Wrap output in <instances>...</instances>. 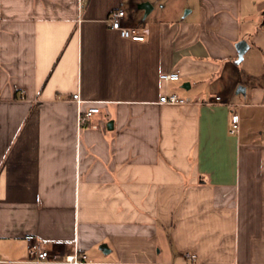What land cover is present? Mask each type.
Listing matches in <instances>:
<instances>
[{"label": "crops", "instance_id": "0c3cea01", "mask_svg": "<svg viewBox=\"0 0 264 264\" xmlns=\"http://www.w3.org/2000/svg\"><path fill=\"white\" fill-rule=\"evenodd\" d=\"M118 8L145 40L108 25ZM263 11L264 0H0V264H37L28 235L99 264L186 252L264 264ZM172 93L189 103H159Z\"/></svg>", "mask_w": 264, "mask_h": 264}, {"label": "built area", "instance_id": "2783aa9c", "mask_svg": "<svg viewBox=\"0 0 264 264\" xmlns=\"http://www.w3.org/2000/svg\"><path fill=\"white\" fill-rule=\"evenodd\" d=\"M85 0H79L80 10L83 8ZM126 11L123 8H118L110 13L107 18L108 25L118 31L124 38L132 40L143 41L145 35L140 31L137 25H128L125 22ZM160 78L164 81L178 80L180 78V71L175 70L172 72H163L160 74ZM73 100L80 105L83 100L79 92L73 94ZM159 103L170 104V105H184L189 103V99L182 97L178 94H163L160 96ZM210 104L224 103L221 96H215L214 100L209 101ZM242 104L238 103L233 108V126L231 133H238L240 114L239 109ZM100 111L99 106H91L86 111H78L79 123H83ZM27 242L28 259L27 262L37 264H99L98 262H90L85 253H82L78 248L72 253L66 254L63 258H59L56 252L51 251L45 247L47 241L36 238L35 236L28 235L25 237ZM7 260L0 258V263ZM169 264H201L198 262L197 255L192 252H186L184 254V262L182 263H169Z\"/></svg>", "mask_w": 264, "mask_h": 264}, {"label": "water", "instance_id": "95a60500", "mask_svg": "<svg viewBox=\"0 0 264 264\" xmlns=\"http://www.w3.org/2000/svg\"><path fill=\"white\" fill-rule=\"evenodd\" d=\"M139 8L144 9L145 10V16L150 12V10L152 9V5L150 2L146 1V2H142L139 4ZM249 44L245 41L242 40L237 44V48H238V52H239V60L243 59V55L246 52V50L248 49ZM242 90L244 92V87L240 86L238 91Z\"/></svg>", "mask_w": 264, "mask_h": 264}, {"label": "trees", "instance_id": "16d2710c", "mask_svg": "<svg viewBox=\"0 0 264 264\" xmlns=\"http://www.w3.org/2000/svg\"><path fill=\"white\" fill-rule=\"evenodd\" d=\"M263 16H264V11H263ZM263 24H264V19H263Z\"/></svg>", "mask_w": 264, "mask_h": 264}, {"label": "rangeland", "instance_id": "374dc122", "mask_svg": "<svg viewBox=\"0 0 264 264\" xmlns=\"http://www.w3.org/2000/svg\"><path fill=\"white\" fill-rule=\"evenodd\" d=\"M248 56H249V54H248ZM248 58V57H247ZM247 60V59H246Z\"/></svg>", "mask_w": 264, "mask_h": 264}]
</instances>
